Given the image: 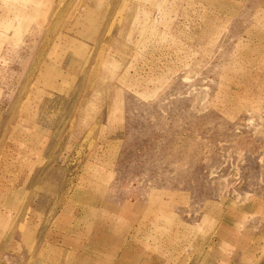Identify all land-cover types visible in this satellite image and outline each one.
<instances>
[{
  "label": "rangeland",
  "instance_id": "obj_1",
  "mask_svg": "<svg viewBox=\"0 0 264 264\" xmlns=\"http://www.w3.org/2000/svg\"><path fill=\"white\" fill-rule=\"evenodd\" d=\"M0 264H264V0H0Z\"/></svg>",
  "mask_w": 264,
  "mask_h": 264
},
{
  "label": "bare ground",
  "instance_id": "obj_2",
  "mask_svg": "<svg viewBox=\"0 0 264 264\" xmlns=\"http://www.w3.org/2000/svg\"><path fill=\"white\" fill-rule=\"evenodd\" d=\"M132 24V23H131Z\"/></svg>",
  "mask_w": 264,
  "mask_h": 264
}]
</instances>
